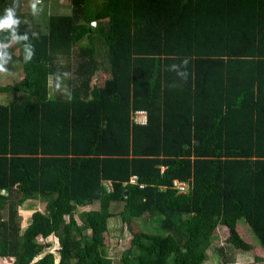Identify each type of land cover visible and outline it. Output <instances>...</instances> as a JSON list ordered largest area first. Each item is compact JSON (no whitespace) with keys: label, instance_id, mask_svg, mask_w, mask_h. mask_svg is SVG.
Returning a JSON list of instances; mask_svg holds the SVG:
<instances>
[{"label":"trees","instance_id":"16d2710c","mask_svg":"<svg viewBox=\"0 0 264 264\" xmlns=\"http://www.w3.org/2000/svg\"><path fill=\"white\" fill-rule=\"evenodd\" d=\"M69 1L44 33L19 11L18 55L0 48L10 72L0 94L16 95L0 103V258L118 264L105 244L115 216L154 225L132 232L120 264H203L219 225L227 264L225 247L254 248L241 220L264 246V0H113L107 16L96 0ZM11 4L0 0V20ZM74 50L71 78L59 58ZM29 199L45 208L21 231ZM50 235L57 262L38 240Z\"/></svg>","mask_w":264,"mask_h":264},{"label":"rangeland","instance_id":"374dc122","mask_svg":"<svg viewBox=\"0 0 264 264\" xmlns=\"http://www.w3.org/2000/svg\"><path fill=\"white\" fill-rule=\"evenodd\" d=\"M113 4V0H96L93 6V10L96 15L105 14L106 16L110 14V8L108 6ZM35 5V8L33 7ZM21 14H23L27 20L31 22L32 30L39 31L41 33L46 32V24L49 16L52 15H69L71 13V5L69 0H21V7L19 9ZM106 17H103V19ZM102 19V20H103ZM106 20V19H104ZM0 48L7 52H12L18 55V51L14 45V40L12 38L11 29L4 28L0 34ZM76 52L69 57L61 56L59 58V63L64 67V69L69 68V76L72 78L75 76L76 69ZM4 71L0 72V85H6L9 77V69L6 66ZM14 69L20 71L18 63L14 65ZM65 70V71H67ZM63 71V73L65 72ZM49 82V98L53 97V90ZM13 92L1 93L0 103H6L15 98ZM97 205H90L85 207V209L96 208ZM121 204L112 203L111 211L116 212L120 209ZM45 203L37 199L26 200L24 205L18 208L17 220L20 223L21 231L28 224L30 214L34 210H44ZM83 210L82 207L77 208V211ZM130 225V226H129ZM129 225L122 223L118 216L111 217L108 220V230L105 233V244L107 248V255L116 263L120 264V255L123 250L129 247L130 239L132 237V232H138L140 230L146 232H154V225L151 220L145 215L143 217L133 220ZM220 228V233L215 229V239L212 240L211 244L205 250V262L203 264H220L218 257L216 256V247L224 244V240L228 234V229L221 225L217 227ZM222 228V229H221ZM237 230L240 236L248 242L253 243L254 248L250 251H243L234 249L230 246L225 247L224 258H228L229 262L227 264H264V246L258 244L256 245L253 240L252 228L248 225L245 220L239 221V226ZM40 242L49 243L50 246L46 248L45 251H50L55 256V261L58 260V243L55 236L50 235L46 239L38 238ZM15 261V258H0V264H10Z\"/></svg>","mask_w":264,"mask_h":264},{"label":"built area","instance_id":"2783aa9c","mask_svg":"<svg viewBox=\"0 0 264 264\" xmlns=\"http://www.w3.org/2000/svg\"><path fill=\"white\" fill-rule=\"evenodd\" d=\"M90 26L95 27L96 23L95 22H91ZM132 121L135 124L144 125V124H146V121H147V115H146V113L144 111H136L132 115ZM135 180H136V176L135 175L131 176L130 183H134ZM174 183H176L179 186L180 190H184V184L178 183L177 181H174ZM105 185L108 188L107 190L112 189L110 181H108V180L105 181Z\"/></svg>","mask_w":264,"mask_h":264},{"label":"clouds","instance_id":"9594fccd","mask_svg":"<svg viewBox=\"0 0 264 264\" xmlns=\"http://www.w3.org/2000/svg\"><path fill=\"white\" fill-rule=\"evenodd\" d=\"M33 7L35 8V5H33ZM17 23L18 21L13 19V13L11 12V10H9L7 13V17L4 20H0V29L6 28V27H12L14 24H17ZM30 55L31 54H29V56ZM3 71H4L3 64L0 63V72H3ZM215 229L218 230L217 228Z\"/></svg>","mask_w":264,"mask_h":264},{"label":"water","instance_id":"95a60500","mask_svg":"<svg viewBox=\"0 0 264 264\" xmlns=\"http://www.w3.org/2000/svg\"><path fill=\"white\" fill-rule=\"evenodd\" d=\"M21 7V0H12L11 4V12L13 13V19L16 20L19 15V9ZM9 29H13L14 25L12 27H6Z\"/></svg>","mask_w":264,"mask_h":264},{"label":"crops","instance_id":"0c3cea01","mask_svg":"<svg viewBox=\"0 0 264 264\" xmlns=\"http://www.w3.org/2000/svg\"><path fill=\"white\" fill-rule=\"evenodd\" d=\"M105 78H107V76H106V74H104V73L96 74V75L94 76V79H93V82H95L94 85L97 86V84L101 83L102 80L105 79ZM94 85H93V86H94ZM219 226H221V225H219ZM219 226H218V227H219ZM223 226H224V225H223ZM238 226H239V222H238ZM221 229H222V228H221ZM217 231H219V233H220V228H218Z\"/></svg>","mask_w":264,"mask_h":264}]
</instances>
